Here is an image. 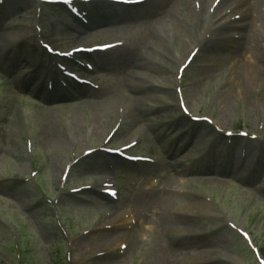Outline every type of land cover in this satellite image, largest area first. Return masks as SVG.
Wrapping results in <instances>:
<instances>
[{"label": "rangeland", "instance_id": "1", "mask_svg": "<svg viewBox=\"0 0 264 264\" xmlns=\"http://www.w3.org/2000/svg\"><path fill=\"white\" fill-rule=\"evenodd\" d=\"M31 1L29 8L0 1V264H264V89L226 104L234 60L214 42L187 66L207 24L187 26L183 17L178 18L184 26L173 25L175 40L162 47L172 61L154 63L160 71L154 72V88L145 87L150 100L143 106L131 87L134 65L126 73L116 66L97 64L98 68L94 58L101 63L133 51L130 47L141 34L162 45L147 29L150 23L145 25L143 17L127 12L80 34L69 29L80 24L65 6ZM160 1L137 7L112 5L140 9L143 14ZM232 1L221 2L214 14ZM175 2L167 0L165 9ZM99 4L81 7L95 9ZM199 9H194L198 19ZM5 29L19 37L3 39ZM190 35L195 42L185 45ZM83 40L90 45L126 44L105 54H77L68 64L90 82L67 83L63 77L67 87L55 89L54 97H43V88V94L35 90L39 77L45 78L46 88V75L57 70L53 65L59 59L48 55L41 41L68 49ZM17 44L22 50L33 48L35 58L17 53ZM231 45L238 48L239 41ZM150 52L139 54L150 62L161 55L158 48ZM80 63L94 68L81 66L86 70L81 71ZM32 75L30 85L23 84ZM226 106L231 110L224 122ZM78 112L83 118L80 125L75 120ZM193 114L201 119L192 120ZM105 115L108 122L96 127L97 118ZM112 128L115 134L104 146ZM53 137L65 147L56 148ZM132 140L138 143L129 155L144 161L117 158L115 149ZM240 146L249 148L242 152ZM90 149L93 152L86 155ZM212 156L221 163L214 170L209 168ZM68 166L71 170L64 180ZM107 179L120 192V200L111 205L93 190L102 188ZM88 185L93 188L86 190ZM165 188L175 199L148 213L153 222L129 219L126 210L135 216L147 197ZM94 197L102 200H82ZM239 228H246L255 243ZM111 234L116 237L98 244L99 237ZM167 247L174 249L168 260L163 254Z\"/></svg>", "mask_w": 264, "mask_h": 264}, {"label": "bare ground", "instance_id": "2", "mask_svg": "<svg viewBox=\"0 0 264 264\" xmlns=\"http://www.w3.org/2000/svg\"><path fill=\"white\" fill-rule=\"evenodd\" d=\"M198 5H200V10L202 15L200 18L194 17V0H176V2L167 7V0H162L153 8L148 9L145 13L142 14L140 9L129 10L118 6L109 5L107 3H100L95 9L94 12L99 13V17H94L93 14L89 13L86 16V19L89 18V21H95L94 23H105L109 20V18H116L124 15L127 12L134 13L143 17V21L147 29H152L155 33L158 40L161 41L162 45H159L157 42H152L146 36H139L134 43V46L130 47L133 51L128 52L127 50L120 54L117 57H108L104 62H98V60L94 61L100 66L105 65L107 67L116 66L122 72H126L130 67L134 65L135 71L130 72L132 78L131 87L135 94H137V99L144 106L148 100H150V96L147 94L150 90H146L145 87L154 88L156 84L155 80V71H160L157 69L154 63L157 62H165L172 61V58L169 57L168 53L164 51L163 46H166L168 41L173 42L175 40L173 25L180 26L181 28L184 26L181 20H178L179 17H183L185 21V25H196L201 26L202 24H207L208 31L203 36L201 33L202 40H196L198 44L197 48L199 52H203L204 48L208 46V44L214 42L218 48H221L227 52V55L230 60H234L232 63L233 67L231 69V76L228 78V83L232 85L230 86V90L225 96L226 104L231 102V99H235L236 97L239 99H243L249 91L258 92L264 89V0H234L228 4L224 8V10L220 11L217 15L211 13V9H213L216 5V0H196ZM12 2L20 3L21 5L30 7L31 0H12ZM143 3L142 5H145ZM140 5V6H142ZM166 6V7H165ZM137 7V6H132ZM217 7V6H216ZM215 7V9H216ZM169 9V10H168ZM215 9L213 12H215ZM168 10V11H167ZM109 12L108 16H105ZM113 16V17H112ZM94 17V18H93ZM94 19V20H93ZM205 20L204 23L201 20ZM227 19V20H226ZM242 19V20H241ZM239 20V21H238ZM243 21V24H242ZM152 22V23H151ZM225 22V23H224ZM161 25H166L170 28L171 33L168 31H164ZM225 27V28H224ZM70 30H74V27L70 26ZM229 29L232 30L233 33L230 35L224 30ZM68 30V29H66ZM78 32V31H77ZM227 34V35H226ZM3 39L13 40L15 37H19V33L9 31V29L4 30ZM17 39V38H16ZM149 40V41H148ZM14 40L12 42H15ZM216 41V42H215ZM233 41H239L238 48L233 47L231 44ZM190 42H195V39L192 35L190 37L185 38V45H188ZM144 43H149L145 45ZM147 48L141 49L140 48ZM161 47V48H160ZM159 50L161 55H158L152 62L147 61L144 56L139 54L140 52H146L145 55H151L150 51L155 49ZM216 48L214 46L211 47ZM3 52V50H1ZM23 54H27L31 58H35V55L32 53L33 48L28 49L25 47L23 50ZM134 52V53H133ZM164 52V54H163ZM245 54V55H241ZM247 54V55H246ZM249 54V55H248ZM129 58H132L130 61ZM165 60V61H164ZM137 67V68H136ZM126 69V70H125ZM202 67L201 70H203ZM164 72V71H162ZM127 73V72H126ZM208 78V76H206ZM206 77H203L202 81L206 80ZM52 78V77H51ZM31 80L28 79V82ZM143 81V82H142ZM28 85V83H26ZM251 88V89H250ZM49 96H53L54 93L48 94ZM135 97V96H133ZM226 114L224 116L226 122L229 117V113L227 111L231 110V107L226 106ZM130 114V113H129ZM128 114V115H129ZM77 118H75L76 123L80 125L81 120H83L80 112L76 114ZM113 113L111 112V114ZM100 119L97 123L96 127L99 124V127L105 126L102 121L108 122L106 115L99 116ZM72 125H75L72 123ZM96 129V128H95ZM74 130V129H73ZM204 132L201 131L199 135L201 136ZM71 135L74 139L77 138V133L74 130L71 131ZM82 137V136H81ZM51 143L58 148L59 150L64 147L62 142H58V139L53 137L51 139ZM61 148V149H60ZM249 148V147H248ZM240 146V150L244 151V149H248ZM209 162L212 164L210 169L218 168V163H220V159L211 158ZM175 167H177L175 165ZM186 172V171H182ZM175 195L173 191L165 189H160L157 193L151 194L150 197L144 200L141 211L138 212L137 215L132 216V218L139 220L141 223L153 222L148 218V213L157 208H164L171 204ZM90 202L93 200L89 199ZM169 203V204H168ZM129 217L131 213H128ZM154 222L157 224L159 220L154 219ZM108 232V231H106ZM152 232V231H151ZM111 237H116V235H105L98 238V244H103V242H108L111 240ZM135 238V237H134ZM183 248H180L182 251ZM98 250L97 252H99ZM174 251L172 247H167L163 254L168 260V254ZM180 252L179 250H176ZM203 254V252H201ZM218 257V255L216 256Z\"/></svg>", "mask_w": 264, "mask_h": 264}]
</instances>
